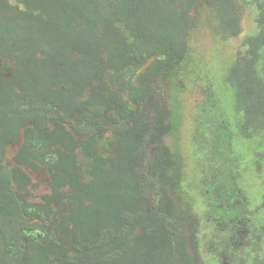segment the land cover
<instances>
[{
	"label": "trees",
	"instance_id": "obj_1",
	"mask_svg": "<svg viewBox=\"0 0 264 264\" xmlns=\"http://www.w3.org/2000/svg\"><path fill=\"white\" fill-rule=\"evenodd\" d=\"M203 20L237 45L230 59L190 66L188 38ZM0 54L17 64L9 79L0 71V264H264V193L254 197L264 185V0H0ZM192 84L208 99L187 121L197 151L188 171L180 97ZM120 124L121 161L110 162L91 140ZM23 128L13 166L7 146ZM34 159L51 168L46 203L12 189L30 182L19 163L37 168Z\"/></svg>",
	"mask_w": 264,
	"mask_h": 264
},
{
	"label": "flooded vegetation",
	"instance_id": "obj_2",
	"mask_svg": "<svg viewBox=\"0 0 264 264\" xmlns=\"http://www.w3.org/2000/svg\"><path fill=\"white\" fill-rule=\"evenodd\" d=\"M155 59L156 60L161 59V57L158 55L152 56L144 64H142L140 67H138V71L142 74V76H144V74H146V70H148V68H150L151 64H153L155 62L154 61ZM16 65H17L16 62L12 58H9L7 56L0 54V71L3 72L4 78H6V79L11 78V75H12ZM154 79L162 80L161 76L156 77ZM198 89H199V92H197L195 94L196 98L195 99L192 98V101L194 104H197V103L198 104H204L207 101L208 96L206 95V93H204L202 87L198 86ZM87 97H88V95H83L82 97H80L78 99H79V101L80 100H86ZM70 122H68V121L65 122V126L69 130H72L73 126L76 128L78 127L77 121L75 119L70 120ZM121 126H123V125L120 124L119 126H115V125L108 126L105 131H103L101 134L94 135L93 139L91 140V142H93V145H95L98 153H103L105 156H108L110 162L112 161V159H114L115 162H117V163L121 161V154L120 155L118 154V152H117L118 146L116 147V145H115L116 130L118 128H120ZM49 127L51 128L50 131H52L55 128V126H53V124H49ZM74 135L79 140H87L88 139L87 136L81 137L80 135H78L76 133H74ZM23 141H24V128L19 133L18 140L15 142L9 143V145L7 146V152L8 153H6L5 159L7 160L8 156L11 155V164L13 166L18 164L16 159H15V156H18L20 154ZM154 141L159 142L160 140H154ZM75 152L77 154L79 163L82 165L83 161L85 160L84 147L80 146V147L76 148ZM195 152H197L196 149H195ZM153 154H154L153 149H152V147H150V150L148 153V159H147L148 161L152 160ZM183 155L185 156L184 153H183ZM127 156H128V153H127ZM193 158H194V156H191V158H188L187 156H185L184 161L186 164H187L188 159L193 160L192 163L187 166L188 171H190V169H191L190 166L195 161ZM46 159H51L53 162H56L55 159H58V157L56 155H52L51 153H48V155H46ZM34 162L38 166L37 168H35L31 165L25 164V163H19L20 169L30 178V182H24V179H19V183L16 181H13L12 182V189L18 197L22 196L28 202L46 203L47 198H49L50 196H52L54 194V189L50 185V183L52 181L51 168L47 167L45 163H43L37 159H34ZM220 165L221 164H219V166ZM210 169L215 170V168L213 166H207L202 170L201 173L196 175V177L199 179L198 184H201V187H202L201 191L204 189V187H205V185L209 179V175L211 172ZM54 172H56V169H54ZM223 173L227 178L236 179V176L233 172H223ZM82 176L86 177V174H83ZM61 191H64V192L67 191L68 193H66V192L65 193L68 195H69V193H73V194L76 193L70 185H65V186L61 187ZM234 191H237V189H235ZM30 197H32V198H30ZM207 200H209V197H207ZM212 202H213V200L208 201L210 206H211ZM234 203H235V200H234ZM71 208H74V206L71 205L70 207H68V210L71 211ZM42 221H45V223L47 224V222L51 221V219L49 217H47L45 220H42ZM63 221H65V212L60 210L59 215H58V223L60 224ZM74 225H75L74 223H71V228H73ZM36 232L43 233L40 229L36 230ZM44 233H50V228L46 229V227H45ZM57 264H60V263H57Z\"/></svg>",
	"mask_w": 264,
	"mask_h": 264
},
{
	"label": "rangeland",
	"instance_id": "obj_3",
	"mask_svg": "<svg viewBox=\"0 0 264 264\" xmlns=\"http://www.w3.org/2000/svg\"><path fill=\"white\" fill-rule=\"evenodd\" d=\"M232 10H235L233 8ZM237 14L236 12H234ZM242 19V17H240ZM243 19L245 20V28L249 29L252 27L251 19L248 15H244ZM214 22L209 24L206 20H203L201 23V26L199 28H195L196 26H193L191 29L192 36L188 39L190 40L189 43V52L190 57L192 58V61L189 63L190 66H193L196 62H203L207 64L208 61L215 59V62L219 61V55H224L226 59H230L232 54L234 53L235 46L237 45L236 40H231L230 43L223 42L221 39L220 33L216 30L214 27ZM253 32V31H252ZM208 65V64H207ZM213 66V65H209ZM215 67V65H214ZM217 77V76H215ZM219 77V75H218ZM160 82V81H158ZM159 92H163L161 94V98L164 100L169 97L170 92L168 91V86L166 84L161 83L159 85ZM199 92L198 86L195 84L190 85L187 89L181 92L180 100L182 102V105H185V120L184 123H182V130L181 133H179V139H180V147L182 152L187 156H194L195 152V133L189 132L187 121L189 118L193 117V112L195 111V104L192 101V98H196V93ZM178 137H168L166 139V144L173 145L174 141H176ZM8 162H11V155L7 158ZM192 159H188L187 166L192 163ZM188 170V169H187ZM263 171H264V162H263ZM264 177V176H263ZM258 190L259 194L256 191L255 200L261 201L264 193V185L262 183L258 184ZM256 190V186L253 187L252 192ZM32 198V197H30ZM37 200V199H36Z\"/></svg>",
	"mask_w": 264,
	"mask_h": 264
}]
</instances>
